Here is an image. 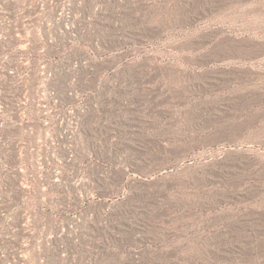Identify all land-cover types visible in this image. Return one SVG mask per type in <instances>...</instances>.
Here are the masks:
<instances>
[{
    "label": "rangeland",
    "instance_id": "1",
    "mask_svg": "<svg viewBox=\"0 0 264 264\" xmlns=\"http://www.w3.org/2000/svg\"><path fill=\"white\" fill-rule=\"evenodd\" d=\"M0 264H264V0H0Z\"/></svg>",
    "mask_w": 264,
    "mask_h": 264
},
{
    "label": "built area",
    "instance_id": "2",
    "mask_svg": "<svg viewBox=\"0 0 264 264\" xmlns=\"http://www.w3.org/2000/svg\"><path fill=\"white\" fill-rule=\"evenodd\" d=\"M9 62H12V60H8V62H5V64H9ZM6 71V70H4ZM9 75H12L13 77H15V72L12 70L9 72Z\"/></svg>",
    "mask_w": 264,
    "mask_h": 264
}]
</instances>
